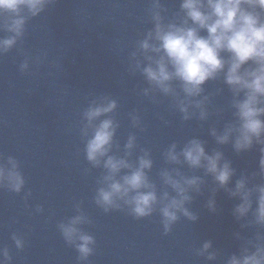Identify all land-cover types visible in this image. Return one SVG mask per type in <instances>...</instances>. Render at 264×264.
<instances>
[{"label": "clouds", "instance_id": "clouds-1", "mask_svg": "<svg viewBox=\"0 0 264 264\" xmlns=\"http://www.w3.org/2000/svg\"><path fill=\"white\" fill-rule=\"evenodd\" d=\"M47 2L0 0V33H6L0 36V55L24 36L29 19L38 16ZM179 7V19L165 22L160 0H152L149 12L153 28L138 42V52L147 63L141 68V61L137 60L136 67L151 85L165 95L174 96L184 119L189 118V108L199 109L200 119L207 117L208 97L197 98L201 97L206 82L222 76L232 94L234 120L219 133L213 129L212 135L219 144L232 141L237 152L250 149L254 142L262 145L259 163L264 175V0H180ZM28 67L24 62L20 70L23 72ZM173 81L178 82L183 98L173 88ZM116 107L115 100L102 97L93 100L83 112L86 159L93 167L102 169L95 204L105 212L124 205L137 218L148 217L158 210L165 234L179 214L196 219L185 205L191 200L190 190L199 191V177L185 176L177 169L162 170L163 185L174 195L168 190L158 195L157 186L146 171L152 168L148 153L136 161L129 159L135 148V136L128 137L122 155L113 152L114 144L119 147L115 141L119 125L110 115ZM136 122L137 118L133 117V123ZM165 156L177 164L182 156L190 168H203L221 187L233 176L230 163L221 164L222 153L207 154L198 139L190 140L180 152L173 144ZM24 184L18 161L11 156L0 159V185L20 192ZM229 191L240 201L234 209L237 219L251 212L250 223L264 226V184L248 187L247 178L242 177L236 181L234 190ZM76 213L57 227L64 241L78 252L77 259L87 261L96 241L81 227L90 221L79 205ZM12 240L17 249L24 247L19 236L13 234ZM210 248L211 243L205 242L199 254L207 253L208 260H215L216 254L208 252ZM11 261L9 249L0 247V264ZM227 264H264V233L256 232L253 239L241 246L239 254L230 256Z\"/></svg>", "mask_w": 264, "mask_h": 264}]
</instances>
